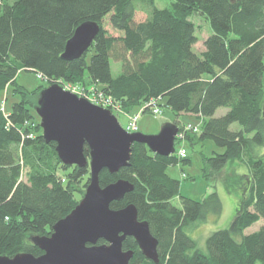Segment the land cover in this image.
<instances>
[{
  "label": "trees",
  "instance_id": "1",
  "mask_svg": "<svg viewBox=\"0 0 264 264\" xmlns=\"http://www.w3.org/2000/svg\"><path fill=\"white\" fill-rule=\"evenodd\" d=\"M155 2L0 0V96L11 85L20 86L16 90L21 95L10 112H0V257L41 256L31 238L52 234L80 202L76 192L87 188L90 176L89 168L62 164L56 144L46 143L40 125L35 138L30 136L34 106L28 96L36 92L17 83L25 70L51 81L93 85L127 112L159 98L174 113L197 117L200 139H211L224 149L205 156L206 180L229 161L250 156L247 198L230 227L208 237L206 250L198 248L188 227L209 215L220 216L223 203L216 189L202 201L181 196V182L167 170L190 164L188 157L179 159L177 152L162 157L136 143L128 167L115 175L104 170L102 187L120 179L134 185V191L111 208L135 205L139 219L149 223L158 240L155 263L127 238L123 249L134 252L130 264H264V225L245 234L264 220V0H173L165 9ZM194 8L207 14L213 31L200 55L193 50L198 43L190 20ZM140 13L145 19H137ZM106 19L116 33L104 25ZM85 22L100 25L98 37L82 58L63 60L67 42ZM112 60L122 67L116 77ZM220 108L228 112L215 117ZM234 124L239 129H232ZM85 154L89 156L87 147ZM25 168L30 171L27 180L22 176ZM235 177L228 187L242 183ZM176 197L181 198V208L172 203Z\"/></svg>",
  "mask_w": 264,
  "mask_h": 264
},
{
  "label": "water",
  "instance_id": "2",
  "mask_svg": "<svg viewBox=\"0 0 264 264\" xmlns=\"http://www.w3.org/2000/svg\"><path fill=\"white\" fill-rule=\"evenodd\" d=\"M96 22H85L67 42L62 59L72 62L82 58L100 33ZM47 144L55 143L56 152L66 166L89 168L88 185L73 211L60 220L50 236H34L33 245L43 253L0 257V264H130L133 251H124L123 243L133 238L143 256L159 263L158 240L147 221L139 219L135 205L114 210L119 202L134 191V185L118 180L106 187L100 174L108 170L118 174L128 167L134 144L145 145L152 153L168 157L176 153L180 129L166 124L156 135L129 133L109 110L53 84L44 89L35 109ZM264 115V108H263ZM89 149L86 156L85 149ZM100 240L106 244L98 245Z\"/></svg>",
  "mask_w": 264,
  "mask_h": 264
},
{
  "label": "rangeland",
  "instance_id": "3",
  "mask_svg": "<svg viewBox=\"0 0 264 264\" xmlns=\"http://www.w3.org/2000/svg\"><path fill=\"white\" fill-rule=\"evenodd\" d=\"M17 0H9L10 4H14ZM173 0H156V7L159 9L171 8ZM139 16V17H138ZM137 19H145V15L138 14ZM190 20L194 23L196 27V36L198 37V43L193 47V50L197 54H201L205 50L204 41L209 37L213 31L211 29L210 21L207 14L204 11L193 9L192 16ZM104 25L111 33L114 32L108 24V19L105 20ZM111 67L113 75L118 76L121 71V63L114 60L111 61ZM17 83L29 91L36 92L34 95L29 93L28 99L32 102L34 108L32 107L33 119L28 123L30 130H32L31 137L36 136L39 132L38 125H40V118L37 115L35 109L40 98V94L44 89L49 88L53 84H58L71 88L75 90L80 95L79 97L85 98L92 101H99L102 105L107 103L105 100H101L99 97L93 95V92L87 93L88 90L94 89L93 85H84L74 82H63V81H51L47 78L41 79L36 72L21 70ZM18 86V85H17ZM9 86L7 91L3 92L0 96V110L4 114L11 111L14 103L20 101V93L17 92L16 88L20 86ZM111 97V96H109ZM113 98V97H111ZM166 100L164 101V103ZM141 106L138 110H131L127 112L119 103L115 104V108H120L118 111L113 114L118 118L120 125L123 128L132 125L135 121L137 126V132L143 133L145 135H156L158 134L162 127L166 124H175L180 129V134H185V138L176 143V152L178 153L181 149L187 150V157L191 160L190 164L180 163L178 165L170 166L168 168V174L181 182L180 193L181 196L189 197L197 201H202L214 189L218 192L223 203V212L220 216L209 215L202 220H198L192 223L188 227V234L197 242L198 248L201 250H206V241L208 237L215 231L227 229L230 227L233 222L237 211L242 206L241 203L243 198H247V187L249 186L250 175H251V160L248 154L243 155L239 159L229 161L225 168L219 173H209L210 178L206 180L204 177V159L205 156H211L214 151L218 153H223L224 149L217 147L213 140L211 139H200V133H196L192 128L190 133H186L188 126L197 127L201 123L199 120L192 115L187 114H176L171 109L167 108L163 103L160 105L162 113L155 116L152 114L151 107H147L145 111V105ZM100 107L102 106L101 104ZM107 105V104H106ZM103 107V106H102ZM114 108V107H113ZM150 108V109H149ZM228 112L226 108H220L215 117H222ZM139 114V116H138ZM137 115V116H135ZM41 127V126H40ZM42 129V128H41ZM232 129H239L238 124H234ZM43 134V131H42ZM261 152L264 153V148L261 149ZM180 159V158H179ZM49 160H53L54 164H57L56 158L51 156ZM63 164V163H62ZM64 165V164H63ZM63 165H59V173L66 177L67 171L63 168ZM65 166V165H64ZM74 167V166H67ZM29 168H25L22 174L24 180L28 178ZM240 180L242 183L236 188L228 187L232 178ZM80 190H83L79 193ZM76 192V199L81 201L83 195L85 194L86 188H81ZM83 194V195H82ZM174 206L181 208V198L176 197L172 200ZM264 225V220L254 224L252 227L248 228L245 231V234L249 235L258 231Z\"/></svg>",
  "mask_w": 264,
  "mask_h": 264
},
{
  "label": "built area",
  "instance_id": "4",
  "mask_svg": "<svg viewBox=\"0 0 264 264\" xmlns=\"http://www.w3.org/2000/svg\"><path fill=\"white\" fill-rule=\"evenodd\" d=\"M38 76L41 79H45V77L42 76V75H38ZM62 88L64 90H66V91H69L71 93H74V94L80 96L78 94V92H76L75 90H71V88L67 87L66 84L64 86L62 85ZM91 92H93V95L94 96L99 97L101 100H105L107 102V103H105V105H102V103H104V102L100 103L97 100L96 101L89 100L91 103H93L95 105L101 104L103 106V108L109 109L112 113H114V112H116V111H118L120 109V108H115L114 103L117 104V102L113 98H111L109 96H106L104 94V92H102L101 90L94 88V89H90V90L87 91V93H91ZM161 104H162V100L161 99H159V98L158 99H151V100H149L147 102V104L144 107L145 109H143L142 111H145L147 109V107H151L152 109H150V108L149 109L151 110L152 114L155 115V116H157V115H159V114L162 113V109L160 107ZM98 106H100V105H98ZM0 112H3V111L0 110ZM135 116H137V115H135ZM138 116H139V114H138ZM135 122L132 125H130V126L128 125L127 128L126 129L124 128V129L127 132H129V133L137 132V126H136V123ZM192 128H194L193 130L196 133L201 132V125H200V126H197V127L188 126V128L186 129V133H190V131L192 130ZM184 135H185L184 133L183 134H180L179 133L178 138H177V142L180 141V140H183L185 138ZM177 154H178V157L180 159H185V158H187V154L188 153H187V150L184 148V149L179 150Z\"/></svg>",
  "mask_w": 264,
  "mask_h": 264
},
{
  "label": "crops",
  "instance_id": "5",
  "mask_svg": "<svg viewBox=\"0 0 264 264\" xmlns=\"http://www.w3.org/2000/svg\"><path fill=\"white\" fill-rule=\"evenodd\" d=\"M197 118V117H196ZM198 119V118H197Z\"/></svg>",
  "mask_w": 264,
  "mask_h": 264
}]
</instances>
